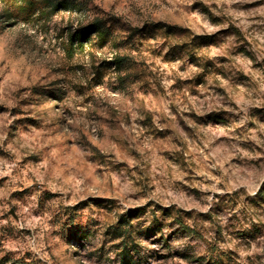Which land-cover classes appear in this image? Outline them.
I'll use <instances>...</instances> for the list:
<instances>
[{"label":"rangeland","instance_id":"1","mask_svg":"<svg viewBox=\"0 0 264 264\" xmlns=\"http://www.w3.org/2000/svg\"><path fill=\"white\" fill-rule=\"evenodd\" d=\"M76 1L0 3V264H264V0Z\"/></svg>","mask_w":264,"mask_h":264},{"label":"trees","instance_id":"2","mask_svg":"<svg viewBox=\"0 0 264 264\" xmlns=\"http://www.w3.org/2000/svg\"><path fill=\"white\" fill-rule=\"evenodd\" d=\"M0 3L5 7H8L9 14L14 12L13 16L20 19H34L38 20H50L58 11H74L78 3L76 0H0ZM13 18L12 16L9 19ZM115 24L104 19H95L91 23L85 26L78 27L74 33L69 35V41L71 47L77 44V47H84L92 36L101 43L102 46L117 40L114 33ZM168 35H175L176 28L168 27L165 30ZM127 56H119L116 58V65L119 68H123L126 64ZM135 218L134 213L130 212L125 217L121 218L119 223L120 227L116 228L115 231L119 237L122 236V230L126 227L132 226L133 219ZM133 250L128 245H123L119 252L120 264H134V257L131 254Z\"/></svg>","mask_w":264,"mask_h":264}]
</instances>
